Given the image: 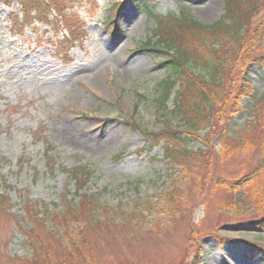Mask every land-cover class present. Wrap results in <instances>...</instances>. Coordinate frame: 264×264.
Returning a JSON list of instances; mask_svg holds the SVG:
<instances>
[{
    "label": "rangeland",
    "instance_id": "374dc122",
    "mask_svg": "<svg viewBox=\"0 0 264 264\" xmlns=\"http://www.w3.org/2000/svg\"><path fill=\"white\" fill-rule=\"evenodd\" d=\"M152 3L170 27L181 24L186 14L213 22L225 13V0ZM143 4L78 3L76 45L56 51L47 43L55 37L44 24L25 28L22 36L14 34L9 19L13 9L0 4V200L5 203L0 204V264L32 258L34 243L16 227V218L24 217L26 201L38 204L44 216L61 211L66 200L77 202L63 168L86 161L95 172L87 193L96 196L101 208L96 209L100 222L95 227L74 223L85 238L78 246L81 264H264V228L246 220L247 202L240 210L224 205L241 193L225 184H246L247 175L259 166L254 165L262 130L255 122L264 115V70L253 64L245 76L257 94L246 102H261L226 123L234 137L227 139L232 153L221 155V126L216 125L207 130L208 146L191 145L206 158L193 155L184 160L187 165L167 162L160 146L144 151L143 131L177 127L181 117L172 100L165 108L157 102V83L166 76L165 53L142 49L156 26ZM108 18L118 21L115 32L100 25ZM70 122L90 128L89 144L65 141L64 131L61 136L58 130ZM115 128L124 136L109 143V131ZM242 134L253 150L238 142ZM47 151L56 157V170L47 164ZM171 179L178 181L175 186ZM218 179L224 183L217 185ZM169 190L173 194L168 199L164 193ZM243 192L252 205H264V175L246 184ZM171 197L182 202L175 207ZM45 226L57 229L51 221ZM33 229L60 261L67 239L52 240L44 228Z\"/></svg>",
    "mask_w": 264,
    "mask_h": 264
},
{
    "label": "trees",
    "instance_id": "16d2710c",
    "mask_svg": "<svg viewBox=\"0 0 264 264\" xmlns=\"http://www.w3.org/2000/svg\"><path fill=\"white\" fill-rule=\"evenodd\" d=\"M85 1L89 4L95 0H17L21 16L11 14L13 32L22 36L25 28H38V24H44L55 37L48 43L56 47L69 43L74 45L77 39L75 32L80 27L78 13L74 9L78 3ZM151 1L146 0L141 8L149 18L156 21V26L142 49L165 53L162 65L166 68V76L157 83V102L165 108L172 100L181 123L177 127L166 126L161 131H143L147 139L143 150L151 152L160 146L167 162L187 165L184 160L193 155L206 158L202 149H194L191 145L208 146L210 139L207 130L216 125L221 126L220 134L224 145L221 155H226L227 150L232 153L227 139L234 137L228 134L226 123L241 112L248 111L251 106L249 103L245 104L244 100L256 96L254 83L245 77L248 68L256 64L264 70V0H225V13L217 20L204 22L199 17L187 14L186 19L179 17L181 24L175 23L173 27L166 25L161 16L156 14ZM13 2L14 0H0L1 4L9 7ZM114 22L116 21L108 19L102 24L107 26ZM258 104L254 106L257 107ZM260 116L255 122L262 130V138L256 148L260 157L254 165L259 166L247 175L249 181L246 184L254 182L259 174L264 175V115ZM237 140L241 143L244 141L246 150L255 148L254 144L247 142L244 134ZM47 153L49 168L56 170V157L53 159L48 151ZM63 169L68 178V186H73L79 200H66L61 211L47 213L46 216L38 209V204L25 202V215L16 218V227L22 229L27 238L32 240L35 252L31 259L22 260L25 263L21 264H81L79 260H83V254L78 246L85 239L82 227L85 224L95 227L100 222L96 209L101 206L97 205L95 195L87 193L89 181L95 174L93 166L86 161ZM171 180L172 186L178 182L176 179ZM221 180L223 179L217 180V185L224 183ZM246 184L241 181L225 184L230 191L237 190L241 193L235 194L224 205L240 210V206L246 201L250 209V217L246 220L251 221L256 228L263 229L264 205H252L246 200V192H243ZM172 194L173 191L169 190L164 196L168 198ZM171 202H176L177 207L182 201L171 197ZM3 203L0 200V204ZM41 213L44 218L39 217ZM47 221L53 222L57 229L47 228ZM74 223L82 227L77 229ZM34 227L44 228L52 240L57 237L67 239L68 244L63 247L60 261L53 256L54 251L43 246ZM251 244V247L258 249L255 243ZM78 250L79 254L76 252Z\"/></svg>",
    "mask_w": 264,
    "mask_h": 264
},
{
    "label": "bare ground",
    "instance_id": "6f19581e",
    "mask_svg": "<svg viewBox=\"0 0 264 264\" xmlns=\"http://www.w3.org/2000/svg\"><path fill=\"white\" fill-rule=\"evenodd\" d=\"M102 70H105V67L101 68ZM108 70V68H106ZM82 81V80H81ZM88 127H85L83 125H74L70 122L66 127L62 126L59 128V132L62 136V132L64 131V135L66 136L65 141L68 143L78 145L80 142H85V144L88 143V134L90 133ZM124 135H122V131L118 130L117 128L110 130L109 135L107 137V140L109 143H114L117 141H121ZM84 139L86 141H84ZM89 144V143H88Z\"/></svg>",
    "mask_w": 264,
    "mask_h": 264
}]
</instances>
